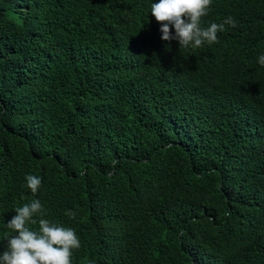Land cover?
<instances>
[{"label":"trees","instance_id":"1","mask_svg":"<svg viewBox=\"0 0 264 264\" xmlns=\"http://www.w3.org/2000/svg\"><path fill=\"white\" fill-rule=\"evenodd\" d=\"M228 16L185 48L150 0H0V251L38 198L73 264H264V0Z\"/></svg>","mask_w":264,"mask_h":264},{"label":"clouds","instance_id":"2","mask_svg":"<svg viewBox=\"0 0 264 264\" xmlns=\"http://www.w3.org/2000/svg\"><path fill=\"white\" fill-rule=\"evenodd\" d=\"M212 3L213 0H150V13L161 22L162 40H176L179 46L198 48L216 42L217 32L223 31L225 24L235 25V20L228 16L221 23L211 22L203 27L201 18L209 12ZM257 62L264 66V53L258 55ZM41 182L39 175L28 173L25 176V186L33 194L38 192ZM14 212L5 224L10 232L5 234L6 245L0 251V264H73V250L81 247L73 227L47 218L46 209L38 198L15 207ZM66 214L75 217L76 211L69 209ZM87 264L97 262L89 259Z\"/></svg>","mask_w":264,"mask_h":264}]
</instances>
